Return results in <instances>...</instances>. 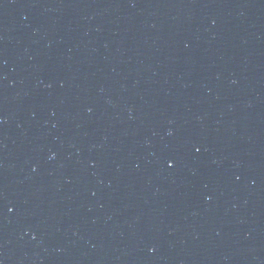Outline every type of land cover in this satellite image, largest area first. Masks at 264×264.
<instances>
[{
  "label": "water",
  "instance_id": "water-1",
  "mask_svg": "<svg viewBox=\"0 0 264 264\" xmlns=\"http://www.w3.org/2000/svg\"><path fill=\"white\" fill-rule=\"evenodd\" d=\"M213 264H264V0H107Z\"/></svg>",
  "mask_w": 264,
  "mask_h": 264
}]
</instances>
